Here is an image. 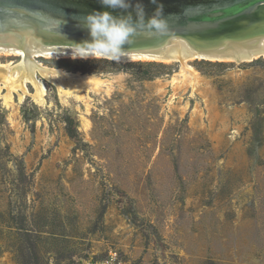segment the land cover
Instances as JSON below:
<instances>
[{
	"label": "rangeland",
	"instance_id": "1",
	"mask_svg": "<svg viewBox=\"0 0 264 264\" xmlns=\"http://www.w3.org/2000/svg\"><path fill=\"white\" fill-rule=\"evenodd\" d=\"M36 60L101 85L0 90V264H264V56Z\"/></svg>",
	"mask_w": 264,
	"mask_h": 264
},
{
	"label": "water",
	"instance_id": "2",
	"mask_svg": "<svg viewBox=\"0 0 264 264\" xmlns=\"http://www.w3.org/2000/svg\"><path fill=\"white\" fill-rule=\"evenodd\" d=\"M128 9H108L100 0H0V40L18 48L71 51L72 43L90 40L81 26L82 16L93 11H109L114 16L131 14L143 6L145 20L162 5L165 27H140L124 46L122 58L140 60L145 55L170 58L179 44L190 53L223 57L230 43L249 47L244 59L258 58L259 40L264 38V0H128ZM13 39V42H11ZM35 49V48H33ZM174 56V55H172ZM173 58H176L173 57Z\"/></svg>",
	"mask_w": 264,
	"mask_h": 264
},
{
	"label": "bare ground",
	"instance_id": "3",
	"mask_svg": "<svg viewBox=\"0 0 264 264\" xmlns=\"http://www.w3.org/2000/svg\"><path fill=\"white\" fill-rule=\"evenodd\" d=\"M259 41L260 51L255 52V49L251 50L257 57L264 56V38ZM3 42L4 41L0 40V54H15L22 57L20 62L17 64H12V62L2 64L0 62V90H6L3 96L5 102L11 100L13 93H17L18 99L21 101L24 95L28 92L27 83H31L33 85L34 93L32 96L38 101V103L44 101V95L46 94L47 89L45 82L53 84L57 88L60 96L75 97L80 95L81 90H88L89 88L101 85V81L99 80L97 74L82 73L79 71L73 72L61 67L46 66L36 60L37 57H53L56 59L72 58L71 51H60L55 48L42 49L39 46L29 45L24 46V48H18L14 44L4 45ZM11 42H13V39H11ZM222 48H224L226 53H223V57L215 58L213 56H205L200 53H196V55L192 54L187 48L179 44L178 47L173 48L172 55L174 56L171 55L170 58H157L153 55H145V58L142 59L176 62L179 64V74L183 77H187L191 81L196 80V72L192 66L189 65V61L192 59L197 58L236 62L250 60L244 59L249 47H237L236 44L230 43L226 45V47ZM175 56L176 58H173ZM120 61L126 62L127 60H125V58H121Z\"/></svg>",
	"mask_w": 264,
	"mask_h": 264
},
{
	"label": "clouds",
	"instance_id": "4",
	"mask_svg": "<svg viewBox=\"0 0 264 264\" xmlns=\"http://www.w3.org/2000/svg\"><path fill=\"white\" fill-rule=\"evenodd\" d=\"M153 3L156 0H152ZM101 5L108 9L126 10L131 5L128 0H100ZM136 19L132 15L114 16L109 11H93L82 16L81 26L90 35V40L80 43H72L71 56L79 58H107L112 61H120L125 53L124 46L130 42V37L138 28L149 26L155 30H161L166 25L162 18V5L157 6L153 15L145 20L143 6L135 5Z\"/></svg>",
	"mask_w": 264,
	"mask_h": 264
},
{
	"label": "built area",
	"instance_id": "5",
	"mask_svg": "<svg viewBox=\"0 0 264 264\" xmlns=\"http://www.w3.org/2000/svg\"><path fill=\"white\" fill-rule=\"evenodd\" d=\"M79 264H123V261L116 251L110 250L104 258L89 257L81 260Z\"/></svg>",
	"mask_w": 264,
	"mask_h": 264
}]
</instances>
